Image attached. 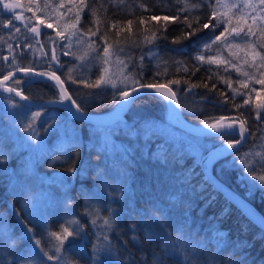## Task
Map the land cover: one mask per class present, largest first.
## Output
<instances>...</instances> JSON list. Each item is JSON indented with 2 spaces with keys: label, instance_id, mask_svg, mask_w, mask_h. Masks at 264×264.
<instances>
[{
  "label": "trees",
  "instance_id": "1",
  "mask_svg": "<svg viewBox=\"0 0 264 264\" xmlns=\"http://www.w3.org/2000/svg\"><path fill=\"white\" fill-rule=\"evenodd\" d=\"M17 2L23 6L21 11L4 15L0 10V16H4V23L1 22V24H5L10 17L17 15L25 17L26 20L31 18L30 26L34 24L42 27L40 28L42 29L41 37L45 41L46 33L55 36L56 32L60 31L68 36L75 30L70 22L71 17L61 15L64 9L58 7L61 3H67V0H17ZM85 3L88 6L80 12L81 19L76 27L88 33L90 41L94 44H101L100 34L107 31L109 43L113 45L112 49L117 47V40H127V43L122 46L123 52L130 56L128 72L139 78L142 68L141 84L159 82L170 86L177 93L183 115L195 125H205L204 121L221 116L225 117V122L232 118L241 119L244 117H240L239 113H244L247 118L246 126L249 131H255V135L250 139L249 144L237 153V156L251 152L252 148L256 153L258 150H264V112H261L260 120H256L254 110L255 104L264 103V86L250 81L247 89H240L241 92L247 93L254 87L260 92L259 97L256 96V92H251L249 104L244 105L246 96L236 95L233 98V93L228 89L227 84L220 82L216 75H212L211 80L207 79L211 74L208 69L212 68L225 79L230 77L232 87L238 88L237 81L243 77L239 76L235 70L230 69L224 72L223 67L216 69L215 65L207 63L201 64L198 71L195 70L197 61L193 57L198 49L193 46V42L203 43L208 40L213 34L211 27L198 31L190 39H183L178 43L172 42L181 35L182 30L190 31L181 23L185 18L192 21L193 18L199 17L201 25L210 19L211 9L206 2L203 3L201 0H180V2L177 0H85ZM79 6L80 0H76L74 9H78ZM28 7H32L33 12H28L26 10ZM93 8L96 11L97 25L92 23L90 9ZM181 8L186 10L178 12ZM153 16H168L170 19L168 21L162 18L152 20ZM176 16H179V19L173 20L172 18ZM37 17L43 23H39ZM141 19L145 21L144 24L140 23ZM129 20L132 21L130 31ZM47 23H52L53 28H46ZM113 23L116 24L115 28L111 27ZM212 23L214 24L215 21ZM97 27L100 30L97 35L88 32V28L96 32ZM195 27L197 25L193 22V28ZM164 28L167 31H164ZM222 28L223 25L217 28L215 34H219ZM2 31L4 32L3 25L0 26V36L4 35ZM153 32L156 33L157 38L151 43L145 42L144 37H150ZM27 34L33 38L30 32L27 31ZM18 39L20 37L16 42L20 41ZM56 39L61 38L56 37ZM31 40L34 41L29 39L26 45L31 44ZM34 46L35 44H32L29 48L20 49L21 46L16 45L11 47V52L10 46H7V51L0 52V77L9 75L20 68L33 67L43 72H58L62 69L65 71L68 67L69 54L63 55L58 50L59 66L53 63L50 69L40 52L35 59ZM48 49L49 44H44L42 51L48 52ZM215 49L216 46L213 47L212 52L206 51L204 55L207 57L215 54ZM150 50H155L156 55L149 57ZM142 55L144 56L143 64L137 67ZM222 55L228 57V50L225 49ZM240 55L242 56L243 53ZM178 61L188 70L184 71L181 64L177 63ZM178 67L181 70L177 71ZM241 69L249 70L247 65H241ZM100 70L101 64L98 62L94 65L93 76L90 79L79 78L80 80L72 79L71 81L66 74L61 73L76 102L84 111L94 114L111 112L121 95L100 87H85V82L91 83L98 78L101 74ZM154 72H160L163 75L153 78ZM173 79L180 81L179 86L168 84V81ZM19 80L22 81V78ZM14 81L11 86L21 89V82L14 84ZM186 81L188 83H185ZM193 83L200 86L187 91L189 84ZM204 83H207V88L203 87ZM213 85L215 89L210 91ZM221 92L226 93V103L223 102L225 97L220 95ZM24 93L34 100H51L57 96V90L50 83L34 82L24 90ZM0 98L11 99L5 96ZM234 105L243 106L236 108ZM52 109L65 114L76 129H85L87 126L99 128L112 137L111 141H117L120 145L119 151L110 155L113 159L104 152L107 156L106 158L104 155L101 156L102 161L99 166L100 169L106 167L109 175L112 171L116 173L114 175L121 176L119 177L122 187L120 191L110 188L108 183L104 190L98 180L93 177L90 166L94 163L95 153H89L83 145L73 147V158L69 163L58 168L61 172H68L67 169L75 165L77 169L69 200L72 202V209L78 221L83 226L84 242L89 255L96 256L99 264H153L154 260L156 264H264V231L255 226L210 185L199 167L200 160L190 154L189 150L192 148L186 139L200 140L202 138L189 135L176 127L174 128L179 133L173 139L167 138L163 131H152V137L143 138L142 130H140L143 124L149 125L151 122H156L172 125L168 120L166 102L161 97L154 94L142 95L131 106L125 119L109 127L80 123L64 110L55 107ZM124 124L128 127L125 128ZM127 135L130 138L138 136L135 140L131 138L134 144L130 147L125 143ZM234 138V136L225 137L224 140L204 138L212 143V146L204 151V155L210 149ZM262 156H264L263 153ZM226 160L228 159L220 160L213 165L216 177L250 201L264 215V192L257 190L252 195L246 191L247 187L242 183V169L223 167ZM7 165L8 163H0V174ZM69 174L73 173L69 172ZM256 174H259V171ZM8 189L7 179L5 174H2L0 176V211L5 213V218L13 232L17 230L21 233L8 209L11 206ZM83 198L84 202L86 201V207L92 203V198L101 204L98 209L100 212H94L98 213L95 215L97 217H94L95 224L92 223L93 219L90 216L93 214H89L88 208L83 206ZM110 215L113 220L112 227L106 226L103 222ZM149 232L151 235H146ZM217 232L223 234V240L220 242L216 238ZM16 237L24 239L21 241L20 250L29 245V240L22 233ZM239 242H243L246 246H238Z\"/></svg>",
  "mask_w": 264,
  "mask_h": 264
},
{
  "label": "rangeland",
  "instance_id": "2",
  "mask_svg": "<svg viewBox=\"0 0 264 264\" xmlns=\"http://www.w3.org/2000/svg\"><path fill=\"white\" fill-rule=\"evenodd\" d=\"M232 2H238V0L226 1V3ZM21 7L23 9L22 5ZM16 22L17 24H15V26L20 27L21 31L16 33L11 28L4 27V32L2 31L4 35L0 36V52L7 51V46L13 47L16 45H22L21 47L24 48V45H26L28 40L33 39L34 41L31 40V45L35 44L33 53L35 59H37V55L41 50V45L47 44L46 41L39 36L36 39H39L40 44H37L35 39L27 34L26 28L24 27L26 23L29 24V21L26 20L25 17L22 18L21 16V19L16 20ZM30 24L32 23L30 22ZM2 25L4 24H1L0 22V26ZM38 28L41 35L42 29L40 28L42 27L38 26ZM16 36L17 38L20 37V39H18L20 40L19 42H16ZM88 36L90 35L85 33L83 43H78L75 37L72 38V46L71 50H69L70 61L68 67L65 71L62 69L55 74L60 77L61 73L64 75L66 74L70 81L72 79H90L93 76L94 65L99 61L94 59L98 53L89 47L88 42L90 39ZM25 37H27V39H25ZM113 50L114 49H110V52ZM57 55L58 58H60L59 52H57ZM118 55L119 61H123V63L117 61L116 56H112L110 58V63L107 65L108 76H111L116 80L117 87H106L102 84L100 88L111 92L121 93L123 85L120 81L124 76L129 75L128 67L130 64V56L127 55L126 52H120ZM124 65H127V67L125 68ZM103 67L104 65H101V70ZM27 68L37 72H43L39 69H34L33 67ZM15 71H17V69ZM45 73L51 75L52 72L45 71ZM121 73H123V75H121ZM101 74H99V76ZM19 78H22L20 86L22 88L16 90L23 92V94L26 95L24 90L34 83L27 82L29 78L32 80V77L22 76ZM61 78L63 79V77ZM35 82L50 83L47 81ZM11 83L9 84L10 87H12ZM50 84L53 86L52 83ZM65 84L68 87L66 82ZM131 87L132 85L129 83L128 89L131 90ZM54 88L57 90L56 87ZM69 92L71 94L70 90ZM11 99L0 98V163H8L7 167L1 171L0 176L5 174L7 179V187L9 188L7 192L10 196L11 204L8 209L15 218L18 228L20 229L19 231L29 240V245L20 250L22 244L21 241H24V239H20L16 237V235H21V233L17 232V230L13 232V229L10 228L9 223L5 218V213L0 211V218L4 221V231L0 232V264H13L14 259L19 256H25L26 254L34 255L39 252V248H43L49 253V255L54 256L53 260H48L46 256H43V253H39L43 264H92L89 260L90 255L84 242L85 239L83 233L82 239L79 237L75 239V246L72 249L68 250V243L65 242L64 249L60 252H56L55 250V245L58 242L51 236V233L61 232L63 227H68L69 230H74L76 225L70 224L69 222L73 220L78 221L77 215L72 209V202L69 200V193L71 192V186L74 183L75 175L69 174V172H61L58 168L66 165L73 158V147L83 145L88 149L89 153H95L94 163L90 166L93 172V177L98 180L103 188L108 183L109 187L111 186L110 188L113 187L115 191H120L122 190L119 180V177L121 176H119V174L118 176L114 175L116 173L112 171H110L109 175V171L106 167H101V169L99 167L100 162L102 161L101 156L104 155L106 158L108 155L113 159L110 155L118 152L120 145L117 141H111L110 139L112 137L99 128L97 129L87 126L85 129H76L65 114L55 109H30L14 99V101ZM58 99L59 97L57 95L51 100ZM120 101L121 99L119 102ZM29 124L31 127H29ZM126 126L127 125L124 124L125 128ZM140 127V130H142L143 133V138L146 136H148V138L152 137V131H163L165 136L169 139H173L179 133L174 126L168 123L151 122L149 125L143 124ZM25 128H28V131H25ZM137 131L139 132L138 129ZM137 137L138 136H136V138ZM129 138V135L125 138L127 139L125 143L128 147L133 145V142L136 139L131 137L134 139L131 140V138ZM186 142L191 145L192 149L189 150L190 154L195 155L199 160L200 157L202 158L204 156V151L212 146V143L207 142L204 138L200 140L188 138L186 139ZM143 145L145 146L146 143ZM104 152L105 154L107 153V155H105ZM248 153L252 154L249 155L248 158L252 162L253 167L258 169L259 165L263 163V160L260 159V156L255 155L256 152L253 151V148L251 152ZM257 153H260L262 156L264 150H258ZM237 157L242 159L243 155ZM239 159L234 157L229 158L223 163V167L242 169ZM100 177L103 178V182H101ZM242 181L244 186L247 187L246 191L250 194L253 195L257 190H260L257 188L251 192L249 191L250 184L259 183V181L254 180L252 177L245 179L243 174ZM105 189L106 188H104V190ZM91 201L92 203L86 207V201L84 202L83 198L84 208H88L89 214L100 212L98 209L101 204L96 202L94 198H92ZM90 216L93 220L94 217H97L95 215ZM25 226H27V229H31V232H26ZM11 237L13 238L11 239ZM68 239L72 240L73 238L69 237ZM35 240L40 241L38 247L34 244ZM55 257H60V259H56ZM24 264H38V262L30 257L24 262Z\"/></svg>",
  "mask_w": 264,
  "mask_h": 264
},
{
  "label": "snow or ice",
  "instance_id": "3",
  "mask_svg": "<svg viewBox=\"0 0 264 264\" xmlns=\"http://www.w3.org/2000/svg\"><path fill=\"white\" fill-rule=\"evenodd\" d=\"M177 2H180V0H177ZM202 2H206L207 6L211 9L209 15L210 19L203 23L202 25L199 22V17L193 18L192 21H190L188 18H185L181 21L182 24L185 25L187 29H190V31H183L181 32V35L175 39H173V43H178L183 39H190L192 36H194L198 31L202 29H207L209 27L212 28V35H210V38L203 43L201 42H193V46L197 47L198 51L197 54L193 57L195 61H197V65L195 66V70H199V66L203 63H207L209 65H215L216 69H219L223 67L224 72H228L230 69L235 70V72L243 77V79H240L237 81L239 87L233 88L232 87V80L231 78L225 79L224 76H221L218 74V72L215 69L209 68L208 71L211 73L207 79L211 80L212 75H216L217 79L220 82H223L227 84L228 89L233 93V98L236 95H243L247 98L244 100V105L249 104L251 100V92H256V96H260V92H258L254 87L250 90V92H241L240 89H247L249 82H253L254 84H259L264 86V0H238V2H232V3H226L225 0H202ZM76 3V0H67V3H61L58 5L59 8L64 9V11L61 13V15L70 16L71 17V24L72 27L75 29L73 32H71L70 35L65 36L62 32L57 31L55 36H52L51 34L46 33V41L49 44L48 52H43V45H41L40 54L45 57V62L48 63L49 68L51 69L52 64L55 63L57 66H59V58L57 55V51L59 50L63 55H68L69 50L72 46V38L75 37L77 39L78 43H83V37L85 35L83 30H80L76 26L80 22V12L83 11L84 7H87L88 5L85 3V0H80V6L78 9H74L73 5ZM21 7L19 2H10V0H0V9L8 10L10 12H14L15 9ZM28 12H33L32 7H28L26 9ZM186 9H178L179 11H184ZM145 11L147 9L145 8ZM91 15L93 17L92 23L94 25L98 24V20L96 19V11L95 9H90ZM35 15V13H33ZM164 19L165 21H168L170 18L168 16L164 17H157L153 16L151 17L152 20H159ZM21 16H13L9 18V20L3 25L4 27L11 28L16 33H19L21 31V28L18 26H15L13 24V20H20ZM29 23L31 22V18H27ZM39 23H43L42 20L39 19V17L36 18ZM173 20L179 19V16H176L172 18ZM212 21H215L213 24ZM193 22L197 25V27L193 28ZM141 24H144L145 21L143 19L140 20ZM132 24V21H128L129 25V31L130 26ZM221 25H223L222 30L219 34H215L216 29L220 28ZM46 28H53L52 23H47L45 25ZM112 28L116 27V24L113 23L111 25ZM25 28L28 32L33 34V38L35 39V42L37 44H40L39 39H36L40 36V31L37 25L29 26L28 23L25 24ZM164 31H167L166 28L163 29ZM99 28L97 27L96 32H93L91 28H88V32L92 35H97L99 33ZM117 36H119V32H117ZM56 37H60V40H57ZM157 38L156 33L153 32L151 36H145L144 40L147 43H151ZM27 39V37H25ZM100 40L102 41L101 44H94L92 41H89V47L93 49V51H96L98 55L94 57L95 60L99 61L101 65H104L102 68V74L91 83L85 82V87H93L98 88L102 84H104L106 87L110 86L112 88L117 87L116 80L108 76V68L107 65L110 63V58L112 56H116L117 61H119V53L124 51L123 44L127 43V40L120 41L117 40L116 44L117 47L110 52V49L113 48V45L109 43L108 33L105 31L103 34H100ZM135 43V41H133ZM216 46L215 54L205 56L204 52H212L213 47ZM26 48L31 47V44L25 45ZM227 49L228 50V57H223V51ZM183 50V49H181ZM235 50V51H234ZM9 51L11 52L12 49L9 47ZM49 53L51 55H49ZM240 53H243L241 56ZM153 55H156L155 50H150L148 53L149 57H152ZM15 58V56H14ZM7 59V57H5ZM144 56L142 55L140 57V63L137 65V67H141L143 64ZM120 63H123V61H119ZM178 64H181V62H177ZM241 65H247L249 70H243L241 69ZM183 67V65L181 64ZM126 68L127 65H124ZM25 72V75H28L29 71H31L30 68L26 69H17ZM181 70L179 67L177 68V71ZM184 71H187L188 69L186 67H183ZM33 75L35 76H46L48 73L45 72H34ZM123 75V73H121ZM157 75H163L160 72H154L153 78ZM107 77V78H106ZM143 77V71L141 68V71L139 73V78H136L133 74H129L128 76H124L123 79L120 81V83L123 85L121 88V95L119 99L128 101L129 103H134L135 99L139 97V92L141 89L147 90V89H153L155 92L160 93L165 99H167L170 102H173L176 104L177 107H179V102L177 101V93L173 91L170 87H168L164 83H140V79ZM49 79H54L58 82V84H54L53 87H57V95L59 99L56 101L57 103L62 102L63 100L69 101V103L66 105L67 109L69 111H72L73 108L75 109L76 113H80L83 115V109L79 104H77L76 100L72 99L71 95L67 94V90L63 87V81L60 80L59 76L55 75V72H52L51 75H48ZM10 79L9 75L4 76V80ZM20 80L17 79L14 81V84H20ZM28 83H32L34 81L29 78L27 81ZM75 82V81H74ZM131 83V91L128 89V85ZM185 83H188L187 81ZM168 84H175L179 86L180 81L173 79L168 81ZM200 85L198 84H189L187 91H191ZM203 87L207 88V83L203 84ZM215 85H213V88L210 89L214 90ZM5 91L11 93L15 91L13 87H6L4 89ZM135 92L137 95L135 97L132 96V93ZM15 94L17 96H20L21 93L19 91H15ZM151 94V93H149ZM221 96L225 97L224 103L227 102L226 93L221 92ZM131 97V99H129ZM24 100H28L29 98L27 96L21 97ZM207 99V97H205ZM212 102V101H210ZM125 105H122V107ZM243 105H234V107L239 108ZM255 110V119L260 120L261 118V112H264V103H257L254 105ZM240 117H244L241 119L232 118L229 120V122L225 125V117H216V118H210L207 121H204V124L207 128L212 129L214 132L218 133L214 138L224 140L225 137L228 136H235L238 137L235 143H228L226 146L222 145V154L225 155H232L234 158H237V152L239 149H237V152H231L229 153L227 149H235L237 144H240L244 142L246 134L249 139H251L255 135V131H249L247 124V118L245 117L244 113H239ZM218 125H221V127H218ZM29 127L31 125L29 124ZM25 131H28V128L24 129ZM249 155H252L251 153H245L243 155L242 159H239V163L242 166V173L245 176V179H248L249 177H252L254 180L259 181V183H252L249 185V191H253L257 188H259L262 192H264V163H261L259 165V174L258 169L256 167H253L252 162L249 160ZM255 155L260 156L261 160H264V156H261L260 153H255ZM68 172L77 174V169L75 165L70 166L67 169ZM101 182H103V178L100 177ZM93 215H98V213H93ZM155 219V218H154ZM104 224L108 227H112L113 220L111 215L108 219H105ZM70 224H75L76 227L74 230H69L68 227H63L61 232H52L51 236L55 238V240L58 242L55 245L56 252H60L62 249H64L65 242L68 243V250L72 249L75 246V239L77 237L83 238V226L80 224L79 221H70ZM93 224H95V220L92 221ZM26 232H31V229H27V226H25ZM4 231V221L2 218H0V232ZM146 235H151V233H146ZM72 237V240H69L68 238ZM216 238L218 242L223 240V234L220 232L216 233ZM107 239V237H105ZM34 244L38 247L40 245L39 240H35ZM238 246H246L243 242H239ZM39 253H43V256H46L48 260H53L54 256L49 255L47 251H45L43 248H39V252L33 254H26L25 256H19L18 258L14 259L13 264H24V262L31 257V259L38 262V264H43V261L40 259ZM56 259H60V257H55ZM89 260L92 262V264H99V260L96 256H90ZM153 264H156V261H153Z\"/></svg>",
  "mask_w": 264,
  "mask_h": 264
},
{
  "label": "water",
  "instance_id": "4",
  "mask_svg": "<svg viewBox=\"0 0 264 264\" xmlns=\"http://www.w3.org/2000/svg\"><path fill=\"white\" fill-rule=\"evenodd\" d=\"M22 7H19L16 10H21ZM4 12H10L8 10H4ZM34 72H37L35 70L29 71L28 75H31L35 80H48L52 82L53 84H58L57 81L54 79H49L46 76L40 77L33 75ZM25 75L24 71L17 70L9 74L10 79L4 80V78H0V96L10 97L14 99L15 101L25 105L26 107H29L31 109H40V108H46L50 106H58L65 108L73 117L75 120L79 122H84L87 124L99 126V127H106L113 125L120 121L122 117L127 113L129 108L131 107L132 103H129L128 101L121 100V102L118 104V106L111 112L106 115H90L83 112V115L80 113H76L75 109L73 108L72 111H69L66 107V105L69 103L66 99L63 100L60 103H57V100H50L45 101L44 103H38L33 102L31 100H24L21 97L24 96L21 92L20 96H17L15 94V91L9 93L5 91L4 89L7 87L6 84L9 82L14 81L18 77ZM145 93H152L161 96L167 103V112H168V119L173 123L175 126L179 127L184 132L188 133L192 136L197 137H215L218 135V133L214 132L212 129L207 128L204 126H198V125H192L190 124L184 117L180 106L177 107L175 103L168 101L165 99L160 93L155 92L153 89H141L139 92V96ZM68 94V93H67ZM137 94L135 92L132 93V96L135 97ZM131 99V97L129 98ZM136 100V99H135ZM122 105H125L122 107ZM228 122H224L226 125ZM218 127H221V125H218ZM238 139V137H236ZM236 139V140H237ZM233 141L231 143L236 142ZM248 137L246 134L244 142L237 144L235 149H227L229 153L231 152H237V149H241L246 143H247ZM225 144L224 146H226ZM230 155L222 154L221 146L215 147L208 151L199 162V167L207 179V181L212 185L218 193H220L229 203H231L233 206H235L241 213H243L255 226H257L259 229L264 230V217L257 211V209L250 204L248 201H246L244 198L240 197L238 194H236L234 191H232L230 188H228L225 184L220 182L213 174L212 172V165L217 160L226 158Z\"/></svg>",
  "mask_w": 264,
  "mask_h": 264
},
{
  "label": "bare ground",
  "instance_id": "5",
  "mask_svg": "<svg viewBox=\"0 0 264 264\" xmlns=\"http://www.w3.org/2000/svg\"><path fill=\"white\" fill-rule=\"evenodd\" d=\"M56 76H59V75H57V74H55ZM22 76H31V75H22ZM22 76H20V77H22ZM32 77V76H31ZM46 77H48V75H46ZM60 77V76H59ZM61 77H62V75H61ZM60 77V80L61 81H63V79ZM0 78H2V77H0ZM4 78V77H3ZM19 78V77H18ZM17 78V79H18ZM32 81H47V82H50V81H48V80H35L33 77H32ZM11 82H9L8 84H6V86L7 87H10L9 86V84H10ZM50 83H52V82H50ZM53 84V83H52ZM54 85V84H53ZM168 86V85H167ZM63 87L67 90V93H68V95H71L70 94V92H69V89H68V87H67V85L65 84V82L63 81ZM168 87H170V86H168ZM57 88V87H56ZM171 88V87H170ZM172 89V88H171ZM16 90V89H15ZM173 90V89H172ZM18 91V90H17ZM131 91V90H130ZM174 91V90H173ZM20 92V91H19ZM22 94H23V92H21ZM145 94H149V93H145ZM145 94H142V95H145ZM152 94V93H151ZM24 95V94H23ZM142 95H140L139 97H141ZM154 95H156V94H154ZM24 96H26V95H24ZM72 96V95H71ZM157 96H159V95H157ZM138 97V98H139ZM159 97H161V96H159ZM29 98V97H28ZM137 98V99H138ZM162 98V97H161ZM72 99H73V97H72ZM136 99V100H137ZM163 99V98H162ZM29 100H31V101H33V102H38V103H44L45 101H35V100H33V99H31V98H29ZM135 100V101H136ZM164 100V99H163ZM50 101V100H49ZM165 101V100H164ZM177 101L179 102V100H178V96H177ZM121 102V101H120ZM119 102V103H120ZM166 102V101H165ZM134 103H132V105H133ZM23 105V104H22ZM131 105V106H132ZM166 105H167V103H166ZM25 106V105H24ZM118 106V105H117ZM116 106V107H117ZM179 106H180V103H179ZM52 107H57V108H61V109H63V110H65L68 114H69V116L70 117H72L73 119H74V117L65 109V108H62V107H58V106H50V107H46V108H40V109H47V108H52ZM115 107V108H116ZM29 108V107H28ZM114 108V109H115ZM131 108V107H130ZM130 108H129V110H130ZM181 108V107H180ZM31 109V108H30ZM40 109H37V110H40ZM113 109V110H114ZM36 110V109H35ZM112 110V111H113ZM129 110L127 111V113L122 117V119L120 120V121H118L117 123H115V124H113V125H116V124H118V123H120L123 119H125V117H126V115L128 114V112H129ZM111 111V112H112ZM182 111V110H181ZM83 112L84 113H86V114H90V115H106V114H108V113H111V112H108V113H105V114H94V113H89V112H86V111H84L83 110ZM185 117V116H184ZM186 119V118H185ZM75 120V119H74ZM169 120V119H168ZM187 120V119H186ZM75 121H77V120H75ZM188 121V120H187ZM77 122H79V121H77ZM169 122L171 123V121L169 120ZM189 122V121H188ZM225 122V121H224ZM226 122H229V121H226ZM81 123H84V122H81ZM190 124H192L191 122H189ZM87 124V123H86ZM174 127H176V128H178V129H180L179 127H177V126H175L173 123H171ZM89 125V124H88ZM113 125H110V126H113ZM192 125H195V124H192ZM95 126V125H94ZM198 126H204V125H198ZM106 127H109V126H106ZM181 130V129H180ZM183 131V130H182ZM186 133V132H185ZM188 134V133H187ZM194 137H197V136H194ZM235 137V136H234ZM199 138H214V137H199ZM237 138L235 137L234 139H232L231 141H229V142H227L226 144H228V143H231V142H233V141H235ZM249 142H250V139L248 138V140H247V143L241 148V149H239V151L237 152V153H239L240 151H242L243 150V148L244 147H246L248 144H249ZM225 145V144H224ZM220 146H222V145H220ZM218 147V146H217ZM213 149V148H212ZM211 150V149H210ZM209 150V151H210ZM233 156L232 155H230V156H228V157H226V158H223V159H220V160H225V159H229V158H232ZM220 160H217L216 162H218V161H220ZM216 162H214L213 163V165L216 163ZM213 165H212V172H213V174H214V171H213ZM214 176L216 177V175L214 174ZM217 178V177H216ZM218 179V178H217ZM219 180V179H218ZM220 181V180H219ZM220 182H222V181H220ZM223 183V182H222ZM224 184V183H223ZM226 185V184H225ZM227 187H228V185H226ZM228 188H230V187H228ZM231 189V188H230ZM232 190V189H231ZM233 191V190H232ZM235 192V191H234ZM236 193V192H235ZM237 194V193H236ZM239 195V194H238ZM240 197H242L241 195H239ZM242 198H244V197H242ZM246 201H248L246 198H244ZM250 204H252L250 201H248ZM253 205V204H252ZM256 209H257V211L264 217V215L261 213V211L255 206V205H253ZM262 230V229H261ZM262 231H264V230H262Z\"/></svg>",
  "mask_w": 264,
  "mask_h": 264
},
{
  "label": "flooded vegetation",
  "instance_id": "6",
  "mask_svg": "<svg viewBox=\"0 0 264 264\" xmlns=\"http://www.w3.org/2000/svg\"><path fill=\"white\" fill-rule=\"evenodd\" d=\"M10 2H17V0H10ZM1 10V12L4 14V15H9V14H11V13H16L17 11H20V10H16V11H14V12H4L3 11V9H0ZM4 16L3 15H1L0 16V22H2V23H4V18H3ZM2 18V19H1ZM11 18V17H10ZM13 24H17V22H16V20H13ZM25 28V27H24ZM8 31V30H7ZM41 36V35H40ZM20 46H22V45H20ZM20 49H23L22 47H20ZM50 72V71H49ZM56 73V72H55Z\"/></svg>",
  "mask_w": 264,
  "mask_h": 264
}]
</instances>
